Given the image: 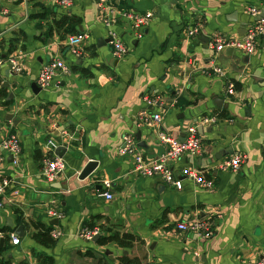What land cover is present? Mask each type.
<instances>
[{"label":"crops","instance_id":"0c3cea01","mask_svg":"<svg viewBox=\"0 0 264 264\" xmlns=\"http://www.w3.org/2000/svg\"><path fill=\"white\" fill-rule=\"evenodd\" d=\"M262 2L121 0L119 9L152 11L154 16L142 35L118 20L130 52L117 59L96 0H73L70 7L55 0H0V52L17 55L23 65L19 75L11 70L9 74L8 65L0 67V88L7 89V96H0V143L16 133L22 146L19 165L8 152L0 162V176L12 179L10 201L0 208V231L10 235L11 245L5 258L12 264L264 260V39L252 55L235 49L215 57L209 46L215 31L243 36L254 20L247 8L264 9ZM64 15L80 19L75 33L50 30ZM196 22L203 23V34L193 37L188 29ZM80 32L89 37L77 57L68 39ZM11 41L15 49L7 55ZM54 57H60L69 72L58 74L48 88L35 94L26 83L36 81L41 67ZM213 60L224 68L226 78L203 72ZM228 80L235 84L233 94L226 90ZM146 94L162 98L163 107L147 104ZM218 99L223 100L220 106ZM144 110L161 113V128L179 138L188 126L198 124L202 153H185L173 163L175 174L184 180L181 190L159 178L140 176L134 157L120 152L125 135H133L139 143L138 133L145 143L138 146L145 158L165 151L156 128L138 125ZM9 113L20 122L8 119ZM204 117L216 120L201 123ZM50 139L64 147L67 164L53 181L42 175L44 158L51 154ZM237 153L247 156L238 172L215 168ZM91 160L98 167L80 179ZM191 168L204 169L214 187H199L186 178ZM103 179L113 182L112 199L100 195L105 190ZM50 209L63 214L58 225L51 224L55 217L49 216ZM21 216L25 223H19ZM198 218L212 221L211 238L177 227ZM89 225L98 226L100 235L127 232L137 240L129 247L117 242L99 245L81 236ZM19 226L24 227L23 235H16ZM56 227L62 232L57 239L51 233ZM43 228L50 230L54 243L45 245L34 237ZM11 234L20 238L19 244L11 242Z\"/></svg>","mask_w":264,"mask_h":264},{"label":"built area","instance_id":"2783aa9c","mask_svg":"<svg viewBox=\"0 0 264 264\" xmlns=\"http://www.w3.org/2000/svg\"><path fill=\"white\" fill-rule=\"evenodd\" d=\"M62 7H70L73 5V0H55ZM121 0H96L98 9L101 13V19L108 31L109 45L114 57L123 59L130 52L128 44L124 41L123 36L118 30V20L123 19L127 22L134 33L142 35V30L152 20L154 13L152 11L138 12L136 10L119 9L117 2ZM248 13L254 18L241 37H232L220 31H215L211 35L209 46L213 50L215 57L228 47H233L242 51L246 55H252L256 52L259 42L264 39V16H262V8L260 6L252 5L247 8ZM203 31V23L196 22L188 29L190 36L196 37ZM89 37L85 32H80L71 35L68 43L72 53L77 57L83 54L81 48L82 43ZM215 60L210 66L203 69L207 75H219L226 78L227 74L224 68L217 65ZM8 65L13 74L19 75L23 71V65L17 55L4 56L0 52V67ZM69 67L64 64L60 57H54L49 62L45 63L37 76V84L42 88H48L54 81L55 77L61 73H68ZM226 90L233 94L235 92V84L232 81H227ZM144 100L147 104L159 105L163 107V100L158 96H150L146 94ZM162 114L159 112L151 113L144 110L140 113L137 123L140 126L156 128L158 131V139L161 143L166 145L164 152L153 159L144 157L138 147L137 140L133 135H125L124 146L120 149L123 154H129L134 157V170L144 177L159 178L169 186L176 189H183L184 180L178 177L173 168V163L177 161L183 154L189 153L192 156H198L203 151V141L198 134V124L194 123L187 127L186 135L183 140L161 128ZM215 117H204L201 123L215 122ZM49 152L46 155L42 167V175L49 181H53L56 177L62 174L66 168V160L64 157L55 154L58 144L53 139L48 141ZM8 152L14 157V164L19 165L20 155L22 153L21 139L16 133L10 134L2 143H0V162L4 160L5 153ZM247 156L245 154H233L223 160L217 165L216 169L220 171H234L238 172L243 164L246 162ZM185 177L193 181L197 186L203 188H213L214 180L208 176L204 169L191 168L185 173ZM111 179L101 180V185L104 191H100V195L107 199H112L114 196L111 192L113 187ZM12 187V179L0 176V208H3L7 202L8 191ZM50 217L61 219L63 214L55 209L48 211ZM178 229L181 231H192L202 238H211L214 234V226L210 219L198 218L191 222H179ZM101 230L98 226L87 227L81 236L88 241L100 234ZM52 236L57 239L62 235L61 230L56 227L52 232ZM8 234L0 231V238H5ZM11 242L14 245L20 243V238L11 234ZM254 264H264V260H259Z\"/></svg>","mask_w":264,"mask_h":264},{"label":"trees","instance_id":"16d2710c","mask_svg":"<svg viewBox=\"0 0 264 264\" xmlns=\"http://www.w3.org/2000/svg\"><path fill=\"white\" fill-rule=\"evenodd\" d=\"M80 22V19L74 15H64L62 19L56 22L55 26H52L50 30L52 32L56 31L59 33L67 34V33H75L77 31L76 25H78ZM7 51L8 53H11L15 49L14 42L11 41L9 44ZM3 53V52H2ZM0 96L6 97L7 96V89L0 88ZM19 223H25L22 216L19 218ZM52 227V226H51ZM89 227H94V225H89ZM9 236H6L7 245L4 247H0V264H12L10 260L5 258V253L9 249L10 242H9ZM34 237L36 239H39L42 244L49 245L51 243H54L53 238L50 235L49 229H39V231L35 232ZM137 240L136 235L132 233L127 232H118V231H112V233L107 235H101V237L98 240L99 245H106L110 242H117L119 245L129 247L131 246L135 241ZM92 254V253H89ZM22 264V263H21Z\"/></svg>","mask_w":264,"mask_h":264},{"label":"water","instance_id":"95a60500","mask_svg":"<svg viewBox=\"0 0 264 264\" xmlns=\"http://www.w3.org/2000/svg\"><path fill=\"white\" fill-rule=\"evenodd\" d=\"M264 3V0H262ZM174 2H176V0H174ZM262 16H264V9H262ZM200 34H203V32L199 33L197 36H200ZM210 41V39H209ZM100 42V41H99ZM107 42H109V38L107 39ZM234 48L233 47H228L226 49V53L227 54H232L234 53ZM248 58V56L246 57V59ZM9 74H12V72L10 71L9 69ZM30 84V87L32 89V91L35 93V94H39L40 91H42V88L37 84V82L35 80H32V82H28L26 83V85H29ZM9 83H5L4 86H8ZM14 96L13 93H10V97L9 98H12ZM218 103V105L220 106L223 102L222 99H218V101H216ZM7 118L8 119H14V121L18 124L20 121L19 119H17V117H14V115L12 113H9L7 115ZM185 135H186V132H183L180 136V139L183 140L185 138ZM137 139H138V146L139 147H143L144 146V141L141 140V136H140V133L137 134ZM63 152H64V147H58L56 149V154L59 155V156H62L63 157ZM98 167V162L97 161H94V160H91V161H88L86 163V165L83 167V169L81 170L80 174H79V178L80 179H87L89 176H91L94 171L96 170V168ZM60 222V220L58 218H55V219H52L51 221V224L53 225H58ZM23 232H24V227L23 226H19L17 229H16V235H23ZM101 237L100 234L96 235L94 238H93V241L94 242H97L99 240V238ZM6 246V241H5V238H0V247H4Z\"/></svg>","mask_w":264,"mask_h":264}]
</instances>
